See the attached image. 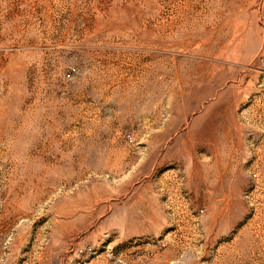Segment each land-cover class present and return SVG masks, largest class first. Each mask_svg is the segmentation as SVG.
<instances>
[{
    "label": "rangeland",
    "instance_id": "1",
    "mask_svg": "<svg viewBox=\"0 0 264 264\" xmlns=\"http://www.w3.org/2000/svg\"><path fill=\"white\" fill-rule=\"evenodd\" d=\"M0 264H264V0H0Z\"/></svg>",
    "mask_w": 264,
    "mask_h": 264
},
{
    "label": "built area",
    "instance_id": "2",
    "mask_svg": "<svg viewBox=\"0 0 264 264\" xmlns=\"http://www.w3.org/2000/svg\"><path fill=\"white\" fill-rule=\"evenodd\" d=\"M127 137H128V140H129L130 142L133 141V139H132V137H131L130 135H128Z\"/></svg>",
    "mask_w": 264,
    "mask_h": 264
}]
</instances>
